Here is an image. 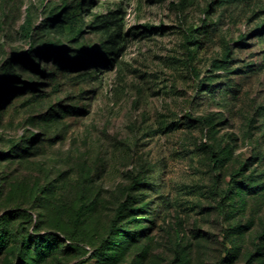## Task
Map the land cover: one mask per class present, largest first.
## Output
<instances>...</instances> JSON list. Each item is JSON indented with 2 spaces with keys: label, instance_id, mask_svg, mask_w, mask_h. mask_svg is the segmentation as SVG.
Returning <instances> with one entry per match:
<instances>
[{
  "label": "rangeland",
  "instance_id": "374dc122",
  "mask_svg": "<svg viewBox=\"0 0 264 264\" xmlns=\"http://www.w3.org/2000/svg\"><path fill=\"white\" fill-rule=\"evenodd\" d=\"M0 264H264V0H0Z\"/></svg>",
  "mask_w": 264,
  "mask_h": 264
},
{
  "label": "trees",
  "instance_id": "16d2710c",
  "mask_svg": "<svg viewBox=\"0 0 264 264\" xmlns=\"http://www.w3.org/2000/svg\"><path fill=\"white\" fill-rule=\"evenodd\" d=\"M61 50H62V48H61ZM35 66V65H34ZM214 161H215V163H216V167H217V162H218V159L216 158V157H214ZM240 175V173L238 172H236L235 173V176H239ZM132 199V195L131 194H129L128 196H127V199H126V201L125 202H123L120 206H119V208H118V212H117V218L118 219H120V218H123V216H124V212H125V210H126V208H127V205H128V203L130 202V200ZM222 207H226V205L224 204V203H222ZM81 214H82V212L81 211H79V216H81ZM52 235H55V234H52ZM85 251H86V254H88V256H87V258L86 259H89V258H91L93 255H94V253H95V250H93L91 247H85Z\"/></svg>",
  "mask_w": 264,
  "mask_h": 264
}]
</instances>
